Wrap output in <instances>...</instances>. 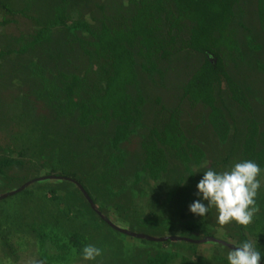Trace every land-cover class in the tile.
Here are the masks:
<instances>
[{
    "label": "trees",
    "instance_id": "obj_1",
    "mask_svg": "<svg viewBox=\"0 0 264 264\" xmlns=\"http://www.w3.org/2000/svg\"><path fill=\"white\" fill-rule=\"evenodd\" d=\"M66 1L61 0L54 6V0V3L46 6L42 16L46 17L44 19L47 26L35 27L36 30L28 37L14 38L6 49H0V68L6 66L5 63L9 60L20 64L17 71L12 69L8 73L4 72L1 78L4 77L3 80L6 81L10 79L9 76H17L16 85L19 87L18 91L22 92L21 95H15L14 88L10 90L8 85H3L0 99L20 101V115L36 116L41 112L31 133H34V137L41 134V141L46 136L52 138L55 147L51 156H47L44 148L37 151L42 160L38 163L39 168L49 169L47 177L61 178L63 183L72 186L86 205L85 212L80 208L76 211L69 208L64 210L67 215L71 216L74 212L75 217L82 219L81 228L69 232L65 229L35 231L39 257L49 264H72L82 258V248L85 245H94L98 239L99 245L96 247L102 250L98 259L106 260L104 264H113L116 259L118 263H125L126 257L113 248L114 236L118 235L123 240V236L131 234L106 220L107 209L113 206L117 212L121 211L120 216L126 214L140 222L144 219L150 228H156L160 224L157 218L159 206L151 201L149 215L142 219L138 205L134 203L132 207V186L117 183V175L119 173L122 176L120 171L123 170L120 151L136 128L144 122L145 99L139 91L134 90L139 85V75L157 86L167 71H174V65L182 64L187 69L189 64L186 60L193 58L194 53L201 55L202 63L182 86L181 100L192 106L208 108V120L215 134L221 141H225L230 125L227 124L222 109L216 104V97H222L224 87L231 102L251 113L246 94L226 74L222 61L224 54H230L236 45L233 26L241 0H127L125 6L120 1L106 0L102 5L107 11L98 12V15L92 12V24L77 21L73 27H69L70 16L67 14L72 7L68 3L66 6ZM0 7H4L12 15L11 19L5 18L0 22L2 26L13 21L15 10L1 0ZM262 12L260 8V13ZM58 28L64 29L57 32ZM81 29L85 32L79 35L78 30ZM37 53V62H31L27 66L25 55ZM68 58L76 60L75 68L78 62L79 67L85 65V68L76 72L60 69L63 61L66 66L75 64L68 61ZM154 102L158 104L159 98L156 97ZM177 116L176 109L166 111L162 108L161 112L155 113L151 125L144 130L146 133L139 142L140 153L136 169L140 174L130 177L133 181L138 180L136 177L141 175L145 176L149 184L158 183L161 177L168 181V171L173 160L179 161L183 169L188 170L192 176L197 171L196 166L201 163L204 151L187 137ZM4 119H1L4 123L10 121L18 125L19 122V118ZM232 127V138H236L237 122H233ZM108 130L111 137L104 149L105 153H110L109 158L105 156L103 166L97 169L86 159H93L90 152L97 145L100 132L106 134ZM256 133L257 125L255 121H251L245 130L241 155L243 160H251L261 168L264 166V148L258 149ZM52 134L54 138L49 136ZM20 139L17 134L10 138L16 143ZM25 143L21 147L14 143L0 146L1 183L13 180L7 174L13 166L22 169L31 162L34 163L35 155L26 147L29 143ZM229 159V156L226 157L223 164ZM217 164L213 163L212 167L216 168ZM126 179L127 176L124 175V182ZM199 180H196L197 183ZM173 191H169V198H172ZM23 193L31 194L26 191ZM47 193L54 202H58L55 191ZM258 201L259 211L255 214V223L246 228L251 235L258 237L254 246L261 252L260 263L264 264V233L258 236L253 232L258 226L262 227V223L264 225V195ZM86 212L91 213V216L88 217ZM234 224V229L229 228L227 233L230 239L238 242V245L233 246L237 247L249 239L244 235L245 227L236 222ZM3 225L0 220V231L3 230ZM198 225L199 229H203H200L203 234L209 237L210 234L205 231L208 225L200 221ZM262 229L264 232V227ZM191 231L192 228L187 225L182 227L181 237L186 239H181L180 244L196 246L195 241L200 238L190 234ZM0 236L8 251L15 249L8 243L5 234L0 232ZM135 237L161 247L176 240L174 237L162 238L141 231ZM93 238L95 241L91 242ZM107 245L108 249L105 248ZM225 249L233 248L226 245ZM145 255L143 264H178L176 257L170 252L145 250ZM180 261L179 264H187L185 258Z\"/></svg>",
    "mask_w": 264,
    "mask_h": 264
},
{
    "label": "rangeland",
    "instance_id": "obj_2",
    "mask_svg": "<svg viewBox=\"0 0 264 264\" xmlns=\"http://www.w3.org/2000/svg\"><path fill=\"white\" fill-rule=\"evenodd\" d=\"M1 1L15 10L13 21L0 26V49L3 50L14 38L20 36L28 37L36 30L35 27L46 25V17L42 15L46 11V6L49 3H54V0L49 3L48 0ZM115 1H120L123 6L127 4V0ZM60 2L61 0H56L54 6ZM104 2L106 0H67L65 2L66 6L68 3L72 7V10H69L71 12H67L70 16L69 27H73L77 21L92 24V21H90L92 12H96V15H98V12L107 11L103 8L102 3ZM259 2H261V5ZM260 8L263 10L262 13H260ZM238 12L233 26L236 45L230 54L227 52L224 54L222 61L226 74L238 83L246 94L251 113L231 102L224 87L222 97H216V104L222 109L225 120L230 125V131L225 141H221L215 134L208 120V108H203L201 105L192 106L189 102L181 100L182 86L192 72L202 63L203 57L201 55L194 53L196 55L194 56L193 54V58L186 60L189 64L187 69L182 64L174 65V71H167L164 79L159 80L156 84L157 86H154V83L146 81L144 77L139 75L140 82L138 87L135 86L134 90L139 91L145 99L143 106L144 122L136 128L134 134L128 138L125 146L120 151L124 155L123 157L120 155L123 161V170L120 171L122 176L119 173L117 175V183L122 186L125 184L132 186L131 192L134 193L132 196V207L134 203L138 205L142 219L149 215L148 210L151 201L159 206L157 218L160 224L156 228H150L148 223L143 221L144 219L140 222L138 221L139 219L129 218L126 214L120 216L121 211L117 212L113 206H110L107 209L108 216L106 220L114 222L115 227L131 234L123 236V240L118 235L114 236L113 248L115 247L116 251H119L120 255L126 257L127 260L125 259V263H118V259H116L113 264H143L146 259L145 250L150 252L154 250L170 252L176 257V263L178 264L182 258L187 260V264H228L227 255L230 250L225 249V246L228 245L231 248H235L233 246L238 245L236 244L238 242L235 239H230L227 233L231 228L234 229V221L224 226L219 225L217 223L218 213L215 207H211L203 218L189 211V205L194 200L201 199L196 194V180L201 179L205 171L212 169L221 172L229 169L233 164L243 161L241 155L243 138L245 130L251 121H255L257 125L255 137L257 147L258 149L264 148V0H241ZM11 16L4 7H0V22L4 21L5 18L11 19ZM164 28L162 29L164 30ZM62 29L64 28H58L57 32ZM84 32L83 29L78 30L79 35ZM56 35L58 36V34ZM38 56V53L25 55L26 65L29 66L31 62L36 63ZM68 61L75 62L76 60L68 58ZM62 63L64 64H62L60 69L65 70V72H76L85 68V65L79 67V62L77 68L74 67L76 62L70 66H66L65 61ZM5 65L0 68V96L3 85H8L10 90L14 88L13 93L15 95H21L22 92L18 91L19 87L16 85L17 76H9L10 79L6 81L3 80L4 77L1 78L4 72L8 73L7 71L12 69L17 71L20 64H16L14 60H9ZM3 91L7 92L5 89ZM156 97L160 100L158 104L154 102ZM20 108V101L0 99V118L3 117L1 119L12 120V118H19L18 125L10 121L4 123L0 119V146L14 143L15 146L21 147L26 142L29 143V145L25 143L26 147L30 148L29 152L35 155L34 163L31 162L28 167L22 168L24 170L13 166L7 171V174L13 177L12 181L5 183L0 181V201L3 199L7 201L0 202V220L4 224V228L0 232L5 234L8 243L15 247V249L13 248L14 255H12L13 250L8 251L3 246L2 237L0 236V264H49V262L39 257L35 231L40 229L61 231L65 229L66 232H69L81 228L82 219L79 216L75 217L73 215L74 212L69 216L65 211L67 210L66 208L71 211H76V209L80 208L82 212H85L84 207L86 205L82 198L76 195L72 186L63 183L61 178L47 177V170L49 169L39 168L38 163L42 160L37 151L44 148L47 156H51L55 147L54 140L46 136V139L41 141V134L39 133L37 137H34L31 129L37 125V117L41 116V112L38 113V111L36 116L20 115ZM162 108L166 111L174 109L178 111L177 119L180 127L187 137L193 140V144L203 149L205 155L201 163L196 166L197 171H194L193 176L188 173V170L183 169L179 161L173 160L168 171V181L165 177H161L158 183L152 184L150 182L149 184V181L142 175L136 177L138 180L133 181V178L130 177L140 174L136 169L138 154L140 153L139 142L142 140L143 134L146 133L144 130L151 125L155 113L157 111L161 112ZM233 122H237L238 135L236 138H232ZM110 133L109 130L106 134L100 132L98 143L96 142L97 145L93 147V152H90L93 159H86L91 165H95L94 168L101 169L105 162V156L109 158L108 154L110 153H105L104 148L109 142ZM16 134L21 137L20 140H17V143L10 140ZM49 136L54 138V134ZM228 156L230 158L229 161L223 164L224 159ZM55 161L54 163H56ZM213 163H218L216 168L212 167ZM260 169L261 173L258 177L260 188L255 198L257 205L259 203L258 200L264 195V166ZM124 175L127 176L126 182H124ZM50 190L55 191L59 199L58 202H54L49 197L50 195L47 192ZM170 190H174L172 198L168 197ZM25 191L31 192V194L25 195L23 193ZM201 202L207 206V201L202 200ZM189 213L191 215H188ZM86 214L88 217L91 216L89 212H86ZM184 215L188 216L183 218ZM136 218H139V216ZM255 220L256 217L254 216L251 224L255 223ZM199 221L208 225V229L205 231L210 234L209 237L203 234L202 228H200L202 230L199 229ZM184 225L192 228L190 234L200 238V240L195 241L196 246L190 247L185 243L180 244L181 239L183 241L186 239L181 237ZM260 227L258 226L253 230L258 236L264 233L262 229L264 227L263 223L261 231ZM244 229L246 238L255 244V240L258 237L251 235L246 227ZM139 231L162 238L174 237L176 240L161 247L136 238L135 234L138 235ZM94 241L95 238L91 239V242ZM94 245H99L98 239H96ZM107 246L105 247L106 249L109 248V245ZM102 260L103 258H97L94 261H85L81 258L72 264H104L106 260Z\"/></svg>",
    "mask_w": 264,
    "mask_h": 264
},
{
    "label": "clouds",
    "instance_id": "obj_3",
    "mask_svg": "<svg viewBox=\"0 0 264 264\" xmlns=\"http://www.w3.org/2000/svg\"><path fill=\"white\" fill-rule=\"evenodd\" d=\"M261 169L251 160L233 164L229 169L217 172L208 169L196 184L197 195L201 198L189 205V211L204 217L211 207L217 210V223L231 222L247 227L259 211L256 196L260 188ZM207 201V206L201 201ZM102 250L93 244L82 248V259L94 261ZM228 264H260L261 252L251 241L231 249L227 255Z\"/></svg>",
    "mask_w": 264,
    "mask_h": 264
},
{
    "label": "water",
    "instance_id": "obj_4",
    "mask_svg": "<svg viewBox=\"0 0 264 264\" xmlns=\"http://www.w3.org/2000/svg\"><path fill=\"white\" fill-rule=\"evenodd\" d=\"M2 197H4V196H2ZM2 197H1V198H2ZM260 264H261V263H260Z\"/></svg>",
    "mask_w": 264,
    "mask_h": 264
},
{
    "label": "flooded vegetation",
    "instance_id": "obj_5",
    "mask_svg": "<svg viewBox=\"0 0 264 264\" xmlns=\"http://www.w3.org/2000/svg\"><path fill=\"white\" fill-rule=\"evenodd\" d=\"M226 245V244H225ZM228 246V245H227Z\"/></svg>",
    "mask_w": 264,
    "mask_h": 264
}]
</instances>
